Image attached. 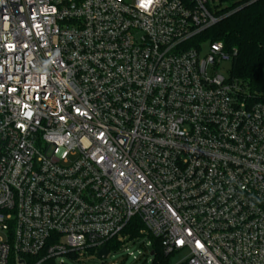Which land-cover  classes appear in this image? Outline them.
Returning <instances> with one entry per match:
<instances>
[{
  "label": "built area",
  "instance_id": "built-area-1",
  "mask_svg": "<svg viewBox=\"0 0 264 264\" xmlns=\"http://www.w3.org/2000/svg\"><path fill=\"white\" fill-rule=\"evenodd\" d=\"M217 21L207 0H0V264L141 238L264 264V92L217 72Z\"/></svg>",
  "mask_w": 264,
  "mask_h": 264
},
{
  "label": "trees",
  "instance_id": "trees-1",
  "mask_svg": "<svg viewBox=\"0 0 264 264\" xmlns=\"http://www.w3.org/2000/svg\"><path fill=\"white\" fill-rule=\"evenodd\" d=\"M225 7H215L217 23L199 39L221 42L227 52L235 50L230 62V74L254 95L264 92V0H219ZM141 226L128 227L130 238L140 236ZM109 248V244H106ZM117 247V246H116ZM118 250V248L113 251ZM112 251V252H113ZM151 264H170V256L163 252L160 242L151 239ZM44 264H55L53 260Z\"/></svg>",
  "mask_w": 264,
  "mask_h": 264
},
{
  "label": "rangeland",
  "instance_id": "rangeland-1",
  "mask_svg": "<svg viewBox=\"0 0 264 264\" xmlns=\"http://www.w3.org/2000/svg\"><path fill=\"white\" fill-rule=\"evenodd\" d=\"M207 1L211 9L218 6L220 8L226 6V4H220L219 0ZM229 70L230 62H222L217 72L225 76ZM147 241V239L141 238L134 244H129L126 248L111 252L104 261L96 256H93L90 259H86L83 264H101L102 262L103 264H151L152 258L149 255L151 248H144ZM130 253L136 257V260H133L132 257L129 256ZM186 256V252L175 253L170 256V264H182ZM56 262H62L64 264H82L72 262L65 257L58 258Z\"/></svg>",
  "mask_w": 264,
  "mask_h": 264
},
{
  "label": "water",
  "instance_id": "water-1",
  "mask_svg": "<svg viewBox=\"0 0 264 264\" xmlns=\"http://www.w3.org/2000/svg\"><path fill=\"white\" fill-rule=\"evenodd\" d=\"M152 255L153 253L151 252L150 256L152 257ZM107 256H108V250L106 248L100 249V251H98L97 253V257L102 261H104L107 258ZM101 264H103V262Z\"/></svg>",
  "mask_w": 264,
  "mask_h": 264
}]
</instances>
